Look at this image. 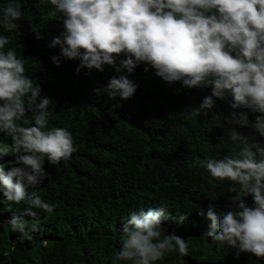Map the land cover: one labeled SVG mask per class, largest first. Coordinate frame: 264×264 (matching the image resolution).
<instances>
[{"label":"clouds","instance_id":"1","mask_svg":"<svg viewBox=\"0 0 264 264\" xmlns=\"http://www.w3.org/2000/svg\"><path fill=\"white\" fill-rule=\"evenodd\" d=\"M24 2L6 0L0 8V27L19 29ZM50 4L54 7L49 15L63 18V31L49 42V47L59 46V55L51 57L56 66L66 58L79 61L77 74L81 68L102 72L104 65L131 74L144 62L145 71L150 67L168 83L181 82L173 98L190 99L201 91L199 105L185 104L190 120L215 117L208 113L217 114L220 105L232 110L223 117L230 126L232 151L220 158L194 157L202 175L233 182L228 191L235 193L230 210L207 208L210 227L202 236L223 249L234 248L237 257L241 252L264 257V144L234 127L246 126L264 137V0H50ZM31 30L36 39L42 38L39 29L31 25ZM10 39L0 33V133L12 141L0 142V155L12 153L15 161L7 171L0 164V203H23L27 215L36 217L33 208L51 214L56 207L35 190L48 176L45 160L51 165L66 162L78 146L68 128L49 122L52 102L26 74L24 57L6 48ZM127 74L100 79L110 97L128 99L134 94L137 84ZM218 101L224 103L215 104ZM241 108L261 115L250 122L247 113L238 111ZM249 194L253 206L243 199ZM164 213V204L132 211L112 264H154L173 250L188 255L187 240L161 227ZM7 226L21 239L30 240L32 233L41 231L38 219L23 216H12ZM9 243L14 249L16 242Z\"/></svg>","mask_w":264,"mask_h":264},{"label":"trees","instance_id":"2","mask_svg":"<svg viewBox=\"0 0 264 264\" xmlns=\"http://www.w3.org/2000/svg\"><path fill=\"white\" fill-rule=\"evenodd\" d=\"M5 2L0 0V8ZM53 7L50 0H25L19 29L0 27V33L11 37L6 48L24 57L26 74L52 102L49 122L68 128L78 150L66 162L51 165L45 160L48 176L35 190L56 205L51 214L33 208L37 216L32 217L23 203H0V264H112L130 213L159 204L165 207L161 227L186 239L190 253L182 256L173 250L154 264H264V257L249 252L237 257L234 248L223 249L202 236L210 227L207 208L230 210L235 193L228 191L233 182L202 175L194 157L220 158L232 151L230 126L223 119L232 110L220 105L217 114L208 113L215 117L190 120L185 104L199 105L201 91L190 99L173 98L181 82L168 83L150 67L145 71L144 62L131 74L117 73L109 65L102 72L81 68L77 74L79 61L66 58L56 66L51 57L59 55V46L49 47V42L63 31V18L49 15ZM31 25L39 29L41 39H36ZM121 74L137 84L131 98L110 97L107 84H101L102 77ZM238 111L247 113L250 122L261 115L249 108ZM234 127L264 144L254 129ZM0 142L11 145V137L0 133ZM14 161L12 153L0 155L6 171ZM243 199L253 206L251 194ZM14 215L38 219L41 231L32 233L30 240L21 239L7 226ZM13 241L14 249L9 243Z\"/></svg>","mask_w":264,"mask_h":264}]
</instances>
